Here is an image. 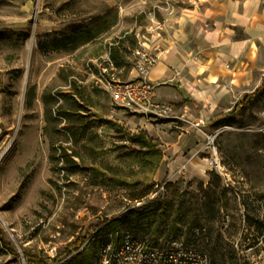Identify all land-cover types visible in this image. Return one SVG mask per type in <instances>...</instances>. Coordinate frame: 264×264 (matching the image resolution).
Segmentation results:
<instances>
[{"label": "rangeland", "instance_id": "obj_1", "mask_svg": "<svg viewBox=\"0 0 264 264\" xmlns=\"http://www.w3.org/2000/svg\"><path fill=\"white\" fill-rule=\"evenodd\" d=\"M229 1L0 0V264H96L66 246L102 225L264 264V0L216 14L226 34L201 26ZM151 40L182 60L171 84L197 100L183 94L187 117L134 116L104 86L112 45L128 81Z\"/></svg>", "mask_w": 264, "mask_h": 264}, {"label": "built area", "instance_id": "obj_2", "mask_svg": "<svg viewBox=\"0 0 264 264\" xmlns=\"http://www.w3.org/2000/svg\"><path fill=\"white\" fill-rule=\"evenodd\" d=\"M155 30L152 26L146 29L148 33ZM132 53L135 57L133 66L135 79L120 81L115 78L113 74L115 68L109 55L105 66L101 69V77L111 100L134 116L170 118L171 106L154 100L155 86L149 79L152 69L159 62L163 52L142 47L133 50ZM1 132L0 120V134ZM210 164L215 163L210 162ZM160 241V239L150 240L129 231L110 230L106 225H102L85 237L78 252H89L94 248L92 255L96 264H210L208 256L199 248L176 242L163 245ZM75 253L77 252H71V254Z\"/></svg>", "mask_w": 264, "mask_h": 264}, {"label": "crops", "instance_id": "obj_3", "mask_svg": "<svg viewBox=\"0 0 264 264\" xmlns=\"http://www.w3.org/2000/svg\"><path fill=\"white\" fill-rule=\"evenodd\" d=\"M261 0H246L245 2H239L237 0H231L223 5L222 8H210L207 10V12H204L203 14L198 15V22H200L201 26L203 28L211 27L212 30H214L216 33L220 34H226L225 26H222V24L216 20V14H219L222 12L224 17V23L225 22H233V17L235 16V13L239 11L244 13V18L249 16L254 10L258 8L259 3ZM240 16V15H239ZM182 22L184 21L183 18ZM190 21V20H188ZM194 21H197L194 19ZM203 22V23H201ZM170 27V26H169ZM167 31H169V38L171 37L172 30L171 28H166ZM208 42L211 39V33L206 37ZM226 39L224 40V43H226ZM143 46L148 48L151 51L156 50H165V53H162L159 59V62L157 65L152 69L149 79L151 83L155 86L153 91V98L157 102L166 103L171 106L172 112H171V118H177V113H180V118L187 117L190 113H188V107L182 103L183 100V94L185 92L190 96V98L195 102L197 101L196 98L189 92V90L185 87L183 89L178 86L171 84L172 82L176 81L175 72H178L180 70L182 60L180 59L177 52L174 50L172 52H169L168 46L165 45L164 42L161 41H155L151 40L150 44L144 43ZM130 49V48H128ZM117 69V68H116ZM120 69V68H118ZM131 79L133 80L136 78L135 72L131 71ZM128 80V81H130ZM183 104V108L180 109L179 105ZM186 108V110L184 109ZM184 109V110H183ZM144 118V117H140Z\"/></svg>", "mask_w": 264, "mask_h": 264}, {"label": "trees", "instance_id": "obj_4", "mask_svg": "<svg viewBox=\"0 0 264 264\" xmlns=\"http://www.w3.org/2000/svg\"><path fill=\"white\" fill-rule=\"evenodd\" d=\"M51 46L47 47L44 45V43H39L38 44V49L42 52H46L49 49H59V48H64L66 47V43L63 42L62 39L60 40H56L54 43L50 44ZM109 55V59L112 61L113 66L115 68H121L124 65V60H123V56L120 54V49L118 48L117 45H112L109 49L108 52ZM264 85V84H263ZM258 91H255L254 93L250 94V96H246L244 101L253 98L257 95ZM242 104H244V102H242ZM237 105L234 107L233 111L230 112V114H234L236 111ZM226 114H219L217 116V119H221V118H225ZM67 121L70 122V119L67 118ZM143 144H145L149 149L153 150V146H151L149 143H147L146 141H144L143 139L140 140ZM62 160H64V156H61ZM112 226L115 227L116 223H114V221L111 222ZM84 242L83 238H77L75 239L73 242L68 243V245L66 246V252H68L70 249L72 250H77ZM27 259H29L30 261H33V259H35V257H31L29 254H26ZM51 264H55L58 262V258H52L50 260Z\"/></svg>", "mask_w": 264, "mask_h": 264}, {"label": "bare ground", "instance_id": "obj_5", "mask_svg": "<svg viewBox=\"0 0 264 264\" xmlns=\"http://www.w3.org/2000/svg\"><path fill=\"white\" fill-rule=\"evenodd\" d=\"M8 146H9V143L7 144V147L3 150V152L1 153L0 155V159H2L4 157V155L7 153L8 151Z\"/></svg>", "mask_w": 264, "mask_h": 264}]
</instances>
